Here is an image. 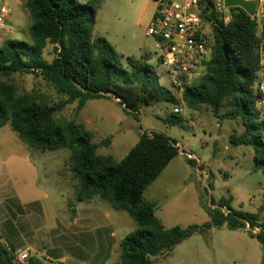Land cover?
<instances>
[{
    "label": "rangeland",
    "instance_id": "1",
    "mask_svg": "<svg viewBox=\"0 0 264 264\" xmlns=\"http://www.w3.org/2000/svg\"><path fill=\"white\" fill-rule=\"evenodd\" d=\"M19 1L0 0V7L10 9L6 20L9 28L4 31L12 30L9 24H14L15 16L21 13L25 18ZM75 1L96 6L93 35L103 37L122 62L127 57L139 60L142 54L149 55L147 64L157 74L160 86L178 102L143 107L138 121L113 99L89 100L81 110L73 102L66 104L55 120L81 126L97 145V156L118 161L136 144L141 132L156 131L174 139L179 155L143 194L146 202L154 204L155 217L167 229L201 228L210 221L207 210L218 209L222 199L228 200L233 210L256 214L264 223V166L255 171L254 150L231 142L244 133L242 121L227 116L232 109L227 101L218 114L207 105L191 110L181 100V90L170 87L167 67L158 61L155 42L146 35L155 2ZM24 25L29 27V18H25ZM15 28L14 39L26 40L27 35ZM42 57L48 63L52 61L51 45L46 46ZM196 81L191 80V86ZM5 83L13 85L19 94L39 96L50 105L65 100L42 79L30 74H16ZM174 108L181 113L174 114ZM258 133L264 143V130L260 128ZM187 154L197 159L193 160L194 165L187 162ZM75 185L67 150L32 148L8 125L0 128V222H13L18 250H27L30 257L56 264L60 260L115 264L120 256V240L137 227L125 211L112 209L98 197L77 203ZM221 211L227 214L226 209ZM249 231L248 226L230 229L226 223L212 226L171 251L152 257V264H264V247L250 238ZM258 231L256 228L251 233Z\"/></svg>",
    "mask_w": 264,
    "mask_h": 264
},
{
    "label": "trees",
    "instance_id": "2",
    "mask_svg": "<svg viewBox=\"0 0 264 264\" xmlns=\"http://www.w3.org/2000/svg\"><path fill=\"white\" fill-rule=\"evenodd\" d=\"M24 6L30 19L27 39H7L0 44V128L8 125L32 148L67 150L70 172L76 182V202L98 197L112 209L129 215L137 229L120 240V256L115 264H152V257L171 251L197 232L224 223L230 229L248 226L250 238L264 247V223L259 222L256 214L233 210L228 200L222 199L218 209L207 210L210 221L201 228L167 229L155 217L154 204L146 202L143 194L179 155L174 139L156 131L141 132L136 144L118 161L97 156V145L81 126L55 120V115L73 102L81 110L89 100L113 99L138 121L141 108L175 105L178 101L160 86L157 74L147 64L149 55L142 54L139 60L127 57L122 62L103 37L93 35L96 6L90 2L24 0ZM256 29L255 22L240 11L233 14L226 26L217 22L211 31V57L204 74L194 85L183 87L181 100L191 110L207 105L214 114L227 101L232 108L227 116L241 119L245 130L231 142L254 150V168L258 171L264 166V143L258 133L264 125L255 108ZM47 45L53 48L50 63L42 57ZM16 74L39 77L65 100L50 105L39 96L19 94L13 85L5 83ZM187 162L194 165L193 160ZM256 228L258 233H251ZM17 235L11 220L0 222V264H18L11 256L20 248ZM25 264L48 263L31 256Z\"/></svg>",
    "mask_w": 264,
    "mask_h": 264
},
{
    "label": "built area",
    "instance_id": "3",
    "mask_svg": "<svg viewBox=\"0 0 264 264\" xmlns=\"http://www.w3.org/2000/svg\"><path fill=\"white\" fill-rule=\"evenodd\" d=\"M154 13L146 35L151 37L159 53L158 61L167 67L166 76L170 87L182 90L191 86V80H199L205 70L206 63L211 57V31L219 22L228 25L235 12L240 11L257 26V58L258 71L255 79L256 99L255 108L259 114V122L264 125V0H240L254 4L250 16L242 7H228L226 0H153ZM205 5V6H204ZM10 9L0 7V29H8L6 20ZM174 114L181 113L174 108ZM189 160L197 159L187 154ZM13 261L24 264L29 259L27 250L21 249L11 253ZM48 264H56L53 260L45 259ZM59 264H87L83 261L73 263L61 261Z\"/></svg>",
    "mask_w": 264,
    "mask_h": 264
},
{
    "label": "crops",
    "instance_id": "4",
    "mask_svg": "<svg viewBox=\"0 0 264 264\" xmlns=\"http://www.w3.org/2000/svg\"><path fill=\"white\" fill-rule=\"evenodd\" d=\"M18 3L20 4L21 7H24L22 10H23V14L27 20L29 18V15H28V12L24 6L23 0H20ZM153 13H154V11H153ZM153 13H152V15H153ZM152 15H151V18H152ZM25 18H23V16L20 13L18 16H15L14 21H13L14 24L12 23V21H10L9 25L11 26L10 27L12 29L11 31L7 32V31H4L3 29H0V44L7 39H14L13 35L15 34V29H16L15 27H18L21 29L22 35H25V36L27 35L28 27L24 25ZM20 204H22V203H20ZM60 261H62V260H60Z\"/></svg>",
    "mask_w": 264,
    "mask_h": 264
},
{
    "label": "water",
    "instance_id": "5",
    "mask_svg": "<svg viewBox=\"0 0 264 264\" xmlns=\"http://www.w3.org/2000/svg\"><path fill=\"white\" fill-rule=\"evenodd\" d=\"M226 5L228 7L240 6L242 7L250 16L253 14L254 4L247 3L240 0H226ZM205 6V5H204Z\"/></svg>",
    "mask_w": 264,
    "mask_h": 264
}]
</instances>
